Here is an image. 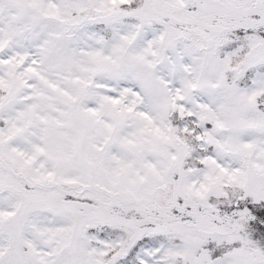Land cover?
<instances>
[{
  "label": "snow or ice",
  "instance_id": "snow-or-ice-1",
  "mask_svg": "<svg viewBox=\"0 0 264 264\" xmlns=\"http://www.w3.org/2000/svg\"><path fill=\"white\" fill-rule=\"evenodd\" d=\"M0 264H264V0H0Z\"/></svg>",
  "mask_w": 264,
  "mask_h": 264
}]
</instances>
